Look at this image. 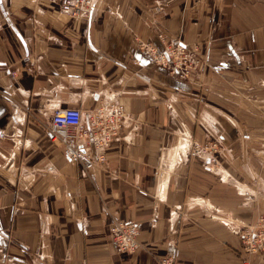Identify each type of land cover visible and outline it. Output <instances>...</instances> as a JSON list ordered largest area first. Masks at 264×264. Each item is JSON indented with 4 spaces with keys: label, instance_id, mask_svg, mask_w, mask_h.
Here are the masks:
<instances>
[{
    "label": "crops",
    "instance_id": "0c3cea01",
    "mask_svg": "<svg viewBox=\"0 0 264 264\" xmlns=\"http://www.w3.org/2000/svg\"><path fill=\"white\" fill-rule=\"evenodd\" d=\"M58 2L0 0V264H264L235 233L264 211V0H93L88 20ZM158 34L194 50L188 79L139 50ZM109 93L130 121L84 172L43 126ZM114 220L138 226L135 252Z\"/></svg>",
    "mask_w": 264,
    "mask_h": 264
},
{
    "label": "built area",
    "instance_id": "2783aa9c",
    "mask_svg": "<svg viewBox=\"0 0 264 264\" xmlns=\"http://www.w3.org/2000/svg\"><path fill=\"white\" fill-rule=\"evenodd\" d=\"M57 13L67 19L88 20L93 0H58ZM162 48L158 50L151 43L139 42V50L152 64L166 67L179 80H186L201 64L200 59L180 41L166 39L158 34ZM130 118L115 94L109 93L105 101L83 117L77 108L53 110L47 125L43 126L50 143L59 148L62 156L80 164L84 172L101 168L106 164V149L112 141L120 139L121 131ZM216 143H207L202 148L195 146L209 164L214 166ZM251 225L240 227L235 233L241 240L247 255L264 257V215ZM262 216V217H261ZM109 234L116 250L133 253L140 246L137 242L139 228L133 222L114 220L109 225ZM157 264H175L172 255H166Z\"/></svg>",
    "mask_w": 264,
    "mask_h": 264
},
{
    "label": "rangeland",
    "instance_id": "374dc122",
    "mask_svg": "<svg viewBox=\"0 0 264 264\" xmlns=\"http://www.w3.org/2000/svg\"><path fill=\"white\" fill-rule=\"evenodd\" d=\"M172 41H175V40H172ZM181 42V41H180ZM187 46V45H186ZM188 47V46H187ZM180 138H182V144L185 142V140H184V138H185V136L184 135H181V136H177V140H180ZM206 143H216V147H215V152H213L212 153V155H213V157H214V159H215V163H214V165L216 166L217 165V155H219L220 154V150H221V144L219 143V142H217V141H208V142H206ZM194 145H197L198 146V148H202V147H204V146H200V144H194ZM194 151L195 152H197L198 154H200L201 152L199 151V150H197V149H194ZM187 152H188V150H187ZM183 154H185V151H184V153ZM200 155H202V154H200ZM263 213V215H264V211L263 212H261L259 215H258V217L256 218V220H255V222L257 221V219L260 217V215ZM262 215V216H263ZM261 216V217H262ZM7 261V260H6Z\"/></svg>",
    "mask_w": 264,
    "mask_h": 264
},
{
    "label": "bare ground",
    "instance_id": "6f19581e",
    "mask_svg": "<svg viewBox=\"0 0 264 264\" xmlns=\"http://www.w3.org/2000/svg\"><path fill=\"white\" fill-rule=\"evenodd\" d=\"M182 147V146H181ZM179 149V148H178ZM180 150V149H179ZM185 151V150H184ZM180 152V151H179ZM178 158V157H177Z\"/></svg>",
    "mask_w": 264,
    "mask_h": 264
}]
</instances>
